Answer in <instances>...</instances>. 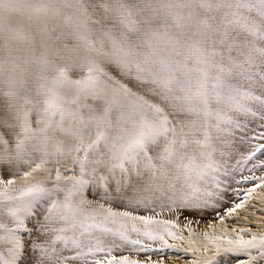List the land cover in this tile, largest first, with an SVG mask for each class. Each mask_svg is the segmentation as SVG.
<instances>
[{"label":"snow or ice","instance_id":"1","mask_svg":"<svg viewBox=\"0 0 264 264\" xmlns=\"http://www.w3.org/2000/svg\"><path fill=\"white\" fill-rule=\"evenodd\" d=\"M0 264H264V0H0Z\"/></svg>","mask_w":264,"mask_h":264}]
</instances>
